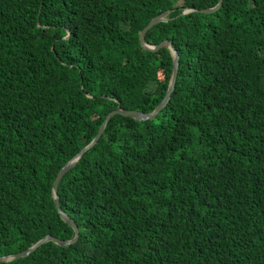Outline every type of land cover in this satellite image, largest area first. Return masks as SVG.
<instances>
[{
  "label": "trees",
  "instance_id": "trees-1",
  "mask_svg": "<svg viewBox=\"0 0 264 264\" xmlns=\"http://www.w3.org/2000/svg\"><path fill=\"white\" fill-rule=\"evenodd\" d=\"M0 0V264H264V0ZM193 8L195 10L186 11Z\"/></svg>",
  "mask_w": 264,
  "mask_h": 264
},
{
  "label": "water",
  "instance_id": "water-1",
  "mask_svg": "<svg viewBox=\"0 0 264 264\" xmlns=\"http://www.w3.org/2000/svg\"><path fill=\"white\" fill-rule=\"evenodd\" d=\"M223 0H218L217 4L213 7L210 8H205V9H201L200 11L208 13V12H212L214 10H217L218 8H220L221 3ZM190 10H195L193 8H189L186 9L185 12L190 11ZM166 12L161 13L160 15L152 18L145 26L144 28L141 30L140 35H139V42L140 45L149 50V51H157L160 47L162 46H167L170 51L171 54L173 55V67H172V73H171V78H170V82L168 85V89L166 90V93L164 95V97L161 99V101L157 104V106L149 113H144V112H140V111H136V110H130V109H124L121 108L120 106H118L116 109L110 111L101 127L99 128L97 134L95 135V137L83 148L81 149L71 160H69L57 173L53 185H52V193H53V197H54V202L55 205L57 207L58 212L60 213V215L64 218V220L69 224V226H71L75 232V235L72 239L70 240H60L57 239L53 236H51L50 234H47L45 237H43L42 239H40L38 242H36L34 245H32L31 247H29L28 249L16 253V254H12L9 256H3L0 257V262L1 261H8L11 260L13 258H17V257H22V256H27L29 255L32 251H34L38 246H40L41 244L47 242V241H53L58 245H69L71 243H74L77 241L78 236H79V230L77 225L75 224V222L66 214L64 213L59 206V199H58V195H57V186L59 181L61 180V178L64 176V174L76 163V161L83 155V153L85 151H87L90 147H92L97 140L99 139V137L101 136V134L103 133L108 121L110 120V118L115 115V114H120L123 116H128V117H132L134 119L137 120H145V119H151L154 118L158 112L162 109V107L167 103V101L169 100L171 93L174 89V83L176 80V76H177V72H178V55L176 50L174 49V47L172 46L171 42L168 40H164L158 44L155 45H149L144 41V37L146 32L152 28V26H154L155 24L162 22V21H166L167 18L166 16Z\"/></svg>",
  "mask_w": 264,
  "mask_h": 264
}]
</instances>
